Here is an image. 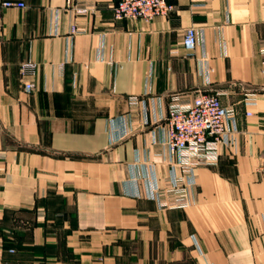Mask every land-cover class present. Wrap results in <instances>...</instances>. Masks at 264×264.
<instances>
[{
    "label": "crops",
    "instance_id": "crops-1",
    "mask_svg": "<svg viewBox=\"0 0 264 264\" xmlns=\"http://www.w3.org/2000/svg\"><path fill=\"white\" fill-rule=\"evenodd\" d=\"M12 1L26 7L0 25V264H264V0H181L150 22L116 20V0ZM202 91L234 121L217 163L179 184L188 206L163 207L156 189L183 176L172 99Z\"/></svg>",
    "mask_w": 264,
    "mask_h": 264
},
{
    "label": "built area",
    "instance_id": "built-area-1",
    "mask_svg": "<svg viewBox=\"0 0 264 264\" xmlns=\"http://www.w3.org/2000/svg\"><path fill=\"white\" fill-rule=\"evenodd\" d=\"M74 0H67L70 5ZM181 0H116L114 16L116 20H142L150 22L157 17L168 16L175 10ZM22 1L5 0L0 2V25L3 21L2 11L11 8H25ZM76 29L73 28V33ZM197 45L196 29L187 30L184 38V48L192 52ZM36 65L26 63L22 71L33 70ZM32 83H26L25 89L30 92ZM136 97L131 99L136 104ZM235 113L224 107L218 95L211 92H200L190 104H181L177 97L172 99L166 122L168 125L167 145L178 159V165L183 176L175 179L170 189H156L155 196L163 207L185 208L188 206L186 187H180L186 177L194 175L198 166H208L217 163L219 159V144L226 141L230 129L229 122ZM264 177V163L260 169Z\"/></svg>",
    "mask_w": 264,
    "mask_h": 264
}]
</instances>
